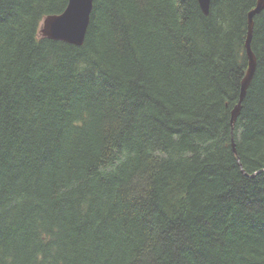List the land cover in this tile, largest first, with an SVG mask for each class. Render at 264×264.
<instances>
[{
	"label": "trees",
	"instance_id": "16d2710c",
	"mask_svg": "<svg viewBox=\"0 0 264 264\" xmlns=\"http://www.w3.org/2000/svg\"><path fill=\"white\" fill-rule=\"evenodd\" d=\"M0 0V264H264V9L93 0L82 46Z\"/></svg>",
	"mask_w": 264,
	"mask_h": 264
},
{
	"label": "water",
	"instance_id": "95a60500",
	"mask_svg": "<svg viewBox=\"0 0 264 264\" xmlns=\"http://www.w3.org/2000/svg\"><path fill=\"white\" fill-rule=\"evenodd\" d=\"M211 0H199L201 9L209 13ZM93 9V0H69L65 11L59 15H50L43 20L41 33L44 37L55 41L66 42L75 46L84 44ZM264 9V0H257L256 7L248 14L247 37L245 49L248 58V70L242 81L241 91L237 105L232 111L231 125L234 127L246 97L247 90L254 77L257 58L252 50L254 34V18Z\"/></svg>",
	"mask_w": 264,
	"mask_h": 264
},
{
	"label": "rangeland",
	"instance_id": "374dc122",
	"mask_svg": "<svg viewBox=\"0 0 264 264\" xmlns=\"http://www.w3.org/2000/svg\"><path fill=\"white\" fill-rule=\"evenodd\" d=\"M42 26H43V22L41 23L40 32H41V28H42Z\"/></svg>",
	"mask_w": 264,
	"mask_h": 264
},
{
	"label": "bare ground",
	"instance_id": "6f19581e",
	"mask_svg": "<svg viewBox=\"0 0 264 264\" xmlns=\"http://www.w3.org/2000/svg\"><path fill=\"white\" fill-rule=\"evenodd\" d=\"M42 29V28H41Z\"/></svg>",
	"mask_w": 264,
	"mask_h": 264
}]
</instances>
